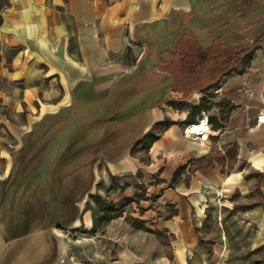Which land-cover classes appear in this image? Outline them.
Wrapping results in <instances>:
<instances>
[{
	"label": "crops",
	"instance_id": "obj_1",
	"mask_svg": "<svg viewBox=\"0 0 264 264\" xmlns=\"http://www.w3.org/2000/svg\"><path fill=\"white\" fill-rule=\"evenodd\" d=\"M183 39H195L205 48L217 45L223 52H238L240 58L230 72L208 85L191 80L184 90L181 80L178 91L174 73ZM221 76L216 90L230 102L223 111L206 102ZM202 99L206 113L224 126L210 125L205 137L194 139L184 121L190 106ZM260 112L264 0H0V207L6 205V193L15 187V174L28 158L38 163L40 152H50L56 139L57 148L69 158V140L80 147L83 133H91L90 149L105 145L98 155L99 173L80 203L93 193L104 195V187L94 190L101 179L113 184L110 176L125 184L139 174L146 186V198L139 200L144 211L136 218L149 229L136 227L126 215L106 223L105 241L111 252L116 246V255L106 264H264ZM166 118L175 123L148 151L140 149L145 134ZM120 131L125 133L121 142L116 139ZM220 142L237 143L233 168L225 170L213 157L216 164L197 168L189 183L169 185L179 165L213 156ZM59 168L62 172L64 166ZM119 189L112 196L116 203L127 196ZM256 189L262 201L239 210L245 214L237 221L249 247H232L231 226L222 218V235L205 250L197 227L216 201L223 202V211L236 195L246 198ZM54 194L62 197L65 191ZM59 208L63 218L51 224L57 252L58 228H75L83 221L90 230L93 226L91 210L68 214L71 207L65 201ZM241 248L253 252L247 255Z\"/></svg>",
	"mask_w": 264,
	"mask_h": 264
},
{
	"label": "rangeland",
	"instance_id": "obj_2",
	"mask_svg": "<svg viewBox=\"0 0 264 264\" xmlns=\"http://www.w3.org/2000/svg\"><path fill=\"white\" fill-rule=\"evenodd\" d=\"M223 78L221 76L217 80L214 84L215 87L208 91L206 97L208 106L219 107L221 111L230 106V102L216 90ZM93 120L94 118L92 121L88 120L87 123L91 125ZM75 123L78 124V121L76 120ZM213 123L211 120V128ZM68 133L72 137L74 129L69 130ZM102 134L105 136L106 132ZM124 134L121 131L117 132L116 139L121 142V136ZM83 138L85 142L81 140L80 147L78 143H74L75 139L69 140L66 147L69 158L63 155L64 151L57 148L59 140H54L50 152L46 151L44 155L40 152L38 163L33 159L34 157H30L24 163V168L20 169L21 173H17L19 177L15 174L16 185L12 190L7 191L6 205L0 207V264H106L111 257L116 255V246L112 248L111 252L110 242L105 241L106 224L101 225L97 233L93 234L90 228L86 227L85 221L75 228L60 227L57 229L60 233L58 238L60 250L57 252V240L54 237L51 224L54 220L63 218L59 211V205L62 202L69 203L71 211L68 214L74 210L76 213L80 208L81 213L86 209L91 210L93 215H101L91 196L86 203H80L79 200L82 199L83 193L92 186L93 180L99 173L101 165L98 162V155L105 144L90 149L91 133H83ZM214 148L213 157L218 164L225 170L233 168L235 164L234 144L220 142ZM79 150L82 151L77 154ZM224 150L228 153V159L224 156ZM83 151H87L84 158L80 157ZM205 161L211 162L210 157H207ZM216 161L212 162L216 164ZM61 166H64L62 172L59 168ZM112 179L118 180L110 176V181ZM141 180L142 177L138 174V177L136 175L129 178V182L125 184H120L117 181L122 186L119 191L127 193V196L117 200V204L126 210L123 215H126V219L132 224H134L136 215L144 211L135 194L146 191L145 183ZM100 181L101 183L98 184L100 187H96L94 191H100L99 188L104 187L106 192L103 196L113 200L112 196L118 190H110L112 184L108 186L102 179ZM56 191H65V194L61 197L59 194H54ZM260 201L262 198L258 189L246 198L236 195L232 201L233 204H228L231 205L230 208L223 211V202L217 200L203 224L197 227L203 248L209 250L212 243L222 235L223 229L220 225L222 218L224 222L229 221L231 226L229 236L232 238V247L236 249L243 244L249 247L248 236L247 238L243 236L244 229H238V218L245 214V212L240 213L239 210L245 211V208ZM14 234H18V237H12ZM236 235L243 237L233 240ZM241 250V253H247V255L253 252L251 250L247 252L243 248ZM57 254H59L58 258L53 262ZM262 254L263 251H260L259 255Z\"/></svg>",
	"mask_w": 264,
	"mask_h": 264
},
{
	"label": "trees",
	"instance_id": "obj_3",
	"mask_svg": "<svg viewBox=\"0 0 264 264\" xmlns=\"http://www.w3.org/2000/svg\"><path fill=\"white\" fill-rule=\"evenodd\" d=\"M182 45L179 54L180 62L178 69L175 71V76L177 79L176 90H180L179 83L181 80L184 82V90L186 85L192 80L193 82H198L203 86H206L214 81L217 76L225 74L231 71L232 65L239 60L240 55L238 52H223L219 46L213 47H202L200 43L195 39H183L180 41ZM206 104L202 99L199 104L191 105L188 118L184 121L186 126L195 124L197 122L198 115L200 111L205 110ZM206 111V110H205ZM211 120L214 122L213 127L219 129L224 126L217 117L209 115V122ZM175 123L170 118H166L163 121L157 122L154 127L148 131L145 136L140 140L138 146L140 149L148 151L151 144L160 137L162 132L171 124ZM235 154L237 152V143H234ZM136 151L134 147L133 152ZM210 157L211 162H206V158ZM213 156L207 155L196 160H190L188 163L181 164L175 170L173 177L169 183L170 186H176L180 182L189 183V179L192 173L200 167L214 165ZM194 164V165H193ZM160 180L156 177V180ZM122 187L117 180H113V184L110 186V190ZM137 200L146 198L145 193H135ZM91 199L101 212V215H93V226L91 228L92 232H97L101 225H104L111 221L112 219L122 216L126 211L122 206L118 205L112 199H108L101 195L100 193L91 194ZM155 199V197H153ZM134 224L138 228H146L144 220L139 218H134ZM159 234H163L160 230H156Z\"/></svg>",
	"mask_w": 264,
	"mask_h": 264
},
{
	"label": "built area",
	"instance_id": "obj_4",
	"mask_svg": "<svg viewBox=\"0 0 264 264\" xmlns=\"http://www.w3.org/2000/svg\"><path fill=\"white\" fill-rule=\"evenodd\" d=\"M257 118H258V122H264V112H260V113H258ZM204 119H205V121L208 123V129H209V128H210V125H211L210 122H209V115L206 113L205 110H202V111H200V113H199V115H198L197 121L199 122V121H202V120H204ZM192 125H193V124H191V125H189V126H192ZM189 126H188V127H189ZM187 130H188V129H187ZM207 131H208V130H207ZM207 131H206V133L203 132V131H201L200 134L193 133L192 131H191V132L189 131V134H190V136H193L194 139H200V138L206 136Z\"/></svg>",
	"mask_w": 264,
	"mask_h": 264
},
{
	"label": "bare ground",
	"instance_id": "obj_5",
	"mask_svg": "<svg viewBox=\"0 0 264 264\" xmlns=\"http://www.w3.org/2000/svg\"><path fill=\"white\" fill-rule=\"evenodd\" d=\"M207 122L205 121V119L204 120H202V121H200V122H198V123H195V124H193L191 127H190V129H189V131L191 132H193V133H197V134H200L201 133V131H203V132H205L206 133V131L208 130V126H207Z\"/></svg>",
	"mask_w": 264,
	"mask_h": 264
}]
</instances>
